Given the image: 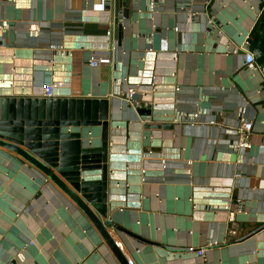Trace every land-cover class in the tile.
Listing matches in <instances>:
<instances>
[{
	"label": "crops",
	"instance_id": "obj_1",
	"mask_svg": "<svg viewBox=\"0 0 264 264\" xmlns=\"http://www.w3.org/2000/svg\"><path fill=\"white\" fill-rule=\"evenodd\" d=\"M157 3L0 0V116L5 98H45L46 84L54 99L115 102L105 220L130 263L264 264V7L261 0ZM247 36L251 66L244 52H232ZM93 56L112 62L91 66ZM130 86L149 113L124 103ZM242 109L253 132L251 147L237 151ZM93 135L100 138V129ZM47 181L0 145V263L120 264L82 212L49 197ZM209 244L205 258L189 250ZM21 250L25 260L16 256Z\"/></svg>",
	"mask_w": 264,
	"mask_h": 264
},
{
	"label": "water",
	"instance_id": "obj_2",
	"mask_svg": "<svg viewBox=\"0 0 264 264\" xmlns=\"http://www.w3.org/2000/svg\"><path fill=\"white\" fill-rule=\"evenodd\" d=\"M119 20L117 36L123 28ZM3 102L0 145L39 168L47 176L43 190L49 197L63 199L82 212L118 262L131 264L112 236L110 222L105 220L109 210L108 130L115 113L111 107L116 103L90 97H20ZM140 113L149 110L141 109ZM95 128L100 129V138L94 137Z\"/></svg>",
	"mask_w": 264,
	"mask_h": 264
},
{
	"label": "built area",
	"instance_id": "obj_3",
	"mask_svg": "<svg viewBox=\"0 0 264 264\" xmlns=\"http://www.w3.org/2000/svg\"><path fill=\"white\" fill-rule=\"evenodd\" d=\"M261 3L264 7V0H261ZM157 0H150V7L154 9L157 7ZM180 10L183 11H188L192 13L193 16L198 15V12H191V10L186 7V6H181ZM209 23L214 25L216 24V20L214 17H210ZM250 39L247 36L243 42L239 45H235L232 52L233 53H239V52H244L245 54V63L247 66H251L255 63L256 57H255V52L250 50ZM112 62V58L110 56H104V57H97L93 56L90 60L89 63L91 66H98L101 64H110ZM260 73H261V87L260 90L264 94V65L260 67ZM137 94V89L134 86H130L127 88L126 91H124L120 97L123 99L124 103L127 105H131L132 107L136 109H142L148 107L149 103L145 101L142 98L136 97ZM43 95L45 98H53L55 96L54 93V86L51 84H46L44 86V92ZM246 110L242 109L241 111V117H240V124L237 128V134H238V141L233 145V148L237 151H241L244 149H249L251 147V136L253 132V123L246 119L244 117ZM201 112H195L192 116V121L193 123H198L199 122V117H200ZM210 124H216V121H210ZM235 219H236V211H231L229 215V221L233 224H235ZM231 234H236L237 229L236 227H232L230 229ZM210 244L208 246L200 247V248H194L190 247V251H195L199 257L205 258V254L207 251V248H209ZM20 260H25L26 255L23 250L19 251L16 255ZM3 264V263H0Z\"/></svg>",
	"mask_w": 264,
	"mask_h": 264
}]
</instances>
